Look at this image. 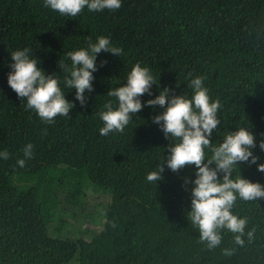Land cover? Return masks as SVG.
<instances>
[{"label":"trees","instance_id":"1","mask_svg":"<svg viewBox=\"0 0 264 264\" xmlns=\"http://www.w3.org/2000/svg\"><path fill=\"white\" fill-rule=\"evenodd\" d=\"M99 36L123 51L97 54L94 90L85 93L82 107L75 89L64 87L68 73L59 61L71 66L68 53ZM25 47L39 68L61 82L74 103L69 116L47 124L25 110L26 101L8 85L10 52ZM137 63L157 78L152 95L140 98L145 106L122 133L101 136L99 113L110 100L117 105L106 94L126 83ZM196 76L222 105L213 144L245 127L255 134L257 164L264 163V0H122L115 11L85 8L75 18L44 7L43 0H0V151L10 153L0 159V264H66L72 258L77 264H264V199H238L232 209L247 218L246 231L255 229L251 242L245 238L239 247L224 230L221 245L209 250L187 217L195 166L173 172L165 162L157 185L146 179L175 141L153 123L164 108L145 102L164 88L190 97L188 83ZM29 143L32 158L20 167L17 160ZM257 164L241 163L240 174L264 185ZM94 185L110 194L102 215L95 214L99 229L88 239L53 236L73 225L62 205L74 208L80 220L92 218ZM88 194L92 202H85ZM224 248H235V254L224 256Z\"/></svg>","mask_w":264,"mask_h":264},{"label":"clouds","instance_id":"2","mask_svg":"<svg viewBox=\"0 0 264 264\" xmlns=\"http://www.w3.org/2000/svg\"><path fill=\"white\" fill-rule=\"evenodd\" d=\"M43 5L61 16L75 18L85 8L89 12L115 11L122 6V0H43ZM30 51L25 47L10 52L12 70L8 73V85L21 102L26 101L25 110H34L42 121L52 124L58 116H69L74 103L65 98L61 82L55 74L47 75L37 66L38 60L30 58ZM101 51L121 56L123 50L113 46L108 37L99 36L86 49L68 53L71 66L59 61L62 72L68 73L63 85L75 89V99L82 107L87 104L85 93L94 90L93 73L97 71L96 57ZM154 83H157V78L149 68L137 63L127 75L126 83L110 88L106 95L116 98L117 105L114 107L110 100L104 105L106 110L99 113L103 121L100 135L122 133L133 116L145 106L140 98L146 93L152 95ZM189 87L192 90L190 97L174 92L170 94L171 90L164 88L155 98L145 102L153 108L157 105L164 108L163 112L153 116V123L160 127L166 138L175 141L169 143L167 156L158 164L157 170L147 174L146 179L157 185L163 179L161 173L165 162L173 172L194 165L196 174L191 181L194 186L191 188L192 199L187 217L198 229L199 241L209 250L216 249L222 243V232L226 230L232 234L235 245L244 247L245 238L248 242L254 239L255 229L246 231L247 218L237 216L232 209L238 199L245 202L264 199V185L240 174L241 163L252 165L259 160L252 152L257 146L255 134L245 127H239L235 132L229 131L218 145L213 144L210 137L220 123L217 113L222 105L219 100L210 98L203 77L192 78ZM259 148L264 151V140L259 142ZM32 149L31 143L24 147V159L17 160L20 167L25 166L26 159L32 158ZM206 149L210 151V156H206ZM9 158L7 150L0 151V159ZM213 164L215 167H212ZM237 166L239 174H236ZM257 171L264 173V163L257 164ZM185 182H188V178H185ZM235 251V248H224L222 254L231 257Z\"/></svg>","mask_w":264,"mask_h":264},{"label":"rangeland","instance_id":"3","mask_svg":"<svg viewBox=\"0 0 264 264\" xmlns=\"http://www.w3.org/2000/svg\"><path fill=\"white\" fill-rule=\"evenodd\" d=\"M95 187L93 188L95 190L96 193H94V205L93 207L90 208V211L93 214L91 219L86 218L87 220H80L77 218V215L74 211V208H70L68 205H62L64 207V214L66 216V218L73 224L71 225L72 228H65L64 226L60 227L54 234L53 236H57V237H67L70 239H75V238H79L82 237L83 239H88L91 236V232L90 231H97L99 229V225L100 222L96 221V223L94 222L96 220V215H102L101 213V209L109 202V191L108 190H103L101 188H99L98 186L94 185ZM102 192H106L104 196H101L99 198V194ZM90 194L86 195L85 197V202H92V198L93 196H89ZM98 197V198H97ZM104 197V199H103ZM103 200H102V199ZM82 209H84L82 207ZM71 214H74V216H71ZM84 221V222H83ZM75 226H78L77 228H75ZM79 228V229H78ZM86 228V230L84 229ZM50 233V232H49ZM83 233V234H80ZM51 234V233H50ZM66 264H77L75 258H72L70 261H68Z\"/></svg>","mask_w":264,"mask_h":264}]
</instances>
